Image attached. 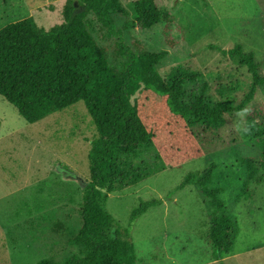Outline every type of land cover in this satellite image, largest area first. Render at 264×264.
I'll return each instance as SVG.
<instances>
[{
	"label": "rangeland",
	"instance_id": "rangeland-1",
	"mask_svg": "<svg viewBox=\"0 0 264 264\" xmlns=\"http://www.w3.org/2000/svg\"><path fill=\"white\" fill-rule=\"evenodd\" d=\"M70 1L82 2L0 0V29L34 18L40 29L50 31L65 22L64 10ZM136 1L121 0L128 19L133 18L131 5ZM156 2L173 19L178 45L168 47L165 23L148 31L127 30L121 24L126 43H142L150 53L168 51L158 67L164 79L177 67L200 73L199 83L186 88L188 102L208 87V101L217 104L222 100L219 87L231 85L236 91L229 96L239 105L252 79L222 51L243 45L247 53L256 55L264 74V0ZM88 24L101 48L117 61L116 39L94 15ZM260 103H264V88L251 107ZM226 119L206 157L110 196L107 212L123 239L135 246L138 264H264V171L245 192L248 174L242 163L249 157L260 161L261 149L258 141L245 138L246 112ZM0 122V264L63 262L78 255L80 248L70 241L83 225V185L90 181L89 152L98 136L86 105L80 102L30 124L0 96ZM212 163L219 168L211 188L224 191L227 214L240 226L235 251L223 260L216 258L208 241L213 213L209 201L196 186L177 191L188 175L204 173ZM156 200L163 205L151 209L130 232L131 213L141 202Z\"/></svg>",
	"mask_w": 264,
	"mask_h": 264
},
{
	"label": "trees",
	"instance_id": "trees-1",
	"mask_svg": "<svg viewBox=\"0 0 264 264\" xmlns=\"http://www.w3.org/2000/svg\"><path fill=\"white\" fill-rule=\"evenodd\" d=\"M131 9L133 18L128 19L121 0L70 1L65 22L50 31L40 29L34 18L0 29V96L30 124L83 102L98 132L89 152L90 181H83V225L70 241L80 248L79 254L63 262L47 259L39 264H138L135 246L123 239L107 212L110 196L206 157L228 115L246 112L245 138L258 141L261 149L260 161L242 160L248 174L245 192L264 171V103L251 107L264 88L256 55L241 44L222 51L252 79L239 105L229 96L236 91L231 85L219 87L222 100L217 104L208 101V87L188 102L186 88L199 83L201 74L177 67L164 79L158 67L169 52L150 53L142 43L128 45L120 27L148 31L165 23V41L174 49L178 44L173 19L156 0L133 2ZM91 15L116 39L117 61L92 35ZM218 168L212 163L204 173H191L177 191L196 186L209 201L213 213L208 241L216 258L223 260L234 253L240 226L227 214L224 191L211 188ZM163 203L141 202L131 213L130 232Z\"/></svg>",
	"mask_w": 264,
	"mask_h": 264
}]
</instances>
